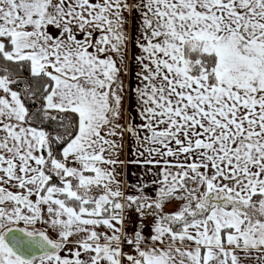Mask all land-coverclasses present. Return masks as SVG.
<instances>
[{
    "label": "snow or ice",
    "instance_id": "1",
    "mask_svg": "<svg viewBox=\"0 0 264 264\" xmlns=\"http://www.w3.org/2000/svg\"><path fill=\"white\" fill-rule=\"evenodd\" d=\"M0 264H264V0H0Z\"/></svg>",
    "mask_w": 264,
    "mask_h": 264
},
{
    "label": "crops",
    "instance_id": "2",
    "mask_svg": "<svg viewBox=\"0 0 264 264\" xmlns=\"http://www.w3.org/2000/svg\"><path fill=\"white\" fill-rule=\"evenodd\" d=\"M129 83L131 84V78H129ZM132 103L133 102H131V95H130V103H129V105H128V110H129V113L131 114V115H135V113L132 111ZM126 158H128V159H131L132 157H131V152L130 151H127L126 152ZM126 176H124L123 178L126 180V181H128L127 180V177L129 176V178L130 179H132L133 181H139V178L142 176V170H141V168H139L138 166H136V165H129L128 167H127V169H126ZM133 173H135V175H133ZM145 180H148V179H150V177H148V176H145V177H143ZM131 180V182L133 183V181Z\"/></svg>",
    "mask_w": 264,
    "mask_h": 264
},
{
    "label": "rangeland",
    "instance_id": "3",
    "mask_svg": "<svg viewBox=\"0 0 264 264\" xmlns=\"http://www.w3.org/2000/svg\"><path fill=\"white\" fill-rule=\"evenodd\" d=\"M123 178V177H122ZM124 179V178H123ZM128 182H131L132 179L129 178V176L127 177ZM133 181V180H132ZM138 181H133V184L137 183ZM132 183V182H131ZM172 210V209H169Z\"/></svg>",
    "mask_w": 264,
    "mask_h": 264
}]
</instances>
